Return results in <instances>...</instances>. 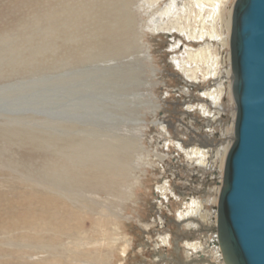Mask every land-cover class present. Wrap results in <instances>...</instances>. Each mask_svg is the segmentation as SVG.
Wrapping results in <instances>:
<instances>
[{"label":"rangeland","instance_id":"obj_1","mask_svg":"<svg viewBox=\"0 0 264 264\" xmlns=\"http://www.w3.org/2000/svg\"><path fill=\"white\" fill-rule=\"evenodd\" d=\"M166 1L160 3L161 8ZM114 2L0 0V264H155L151 261L164 253V264H171L173 262L168 259L174 256L171 241L180 238L173 234L176 231L173 224H166L170 230L163 226L175 214L182 220L180 225L195 224L196 230L204 229L202 231L212 237L211 229L199 224L205 223L206 217L203 216L204 220L202 216L191 215L183 220L178 215L182 203H189L191 199L195 204L202 202L203 210H209V214L216 212L217 219L219 195L213 204L210 199L215 195L211 189L214 186L221 189L223 176L216 178L217 167L213 172L195 169L187 161L185 152L177 154L175 143L181 142L184 149L214 151L221 146L229 149L232 145L236 106L231 92L230 24L225 32L228 59L223 64L228 67L229 76L220 79L221 85L217 77L200 74V81L188 85L172 63L171 45H181L176 50L181 53L184 47L189 45L197 49L203 42L184 41L176 29L170 32L155 30L152 23L155 11L145 0H131L134 4H131L129 16L135 18L137 26L133 24L132 31H137L134 34L138 40L131 32L128 38L140 42L138 54L146 58L142 62L158 70L159 83L150 90L160 103L154 111L155 116L152 114L159 123L155 125L152 116L147 114L146 138L140 139L135 151L124 156L131 159L133 168L122 173L124 177H116L110 188L103 187L107 194L99 190L102 193L95 196L90 193L94 190V182L86 181L81 172L84 163L89 165L88 158L96 156L90 155L87 160L85 150L91 147L90 140L94 143L104 140L105 146L109 142L113 149L116 141L111 143V135L116 129L109 126L117 121L121 129L119 120L127 113L125 99L131 91L128 90L129 79L124 75L127 66L114 59L116 52L112 49L98 47L93 37V30L100 26L105 29H98L96 36H102L104 31L106 36H115V31L109 28L115 25ZM234 2L227 1L225 16L230 13L231 18ZM156 14L155 18L161 21ZM141 70L143 74L149 72L145 66ZM137 74L144 77L135 73L134 81ZM134 81L131 88L138 90L139 85ZM215 82L218 87L225 84L221 99L225 113L222 111L218 118L208 121L217 107L214 109L215 103L202 94L206 87L214 88ZM199 105H205L204 109L210 110L208 114ZM188 125L195 131L193 135L190 133L191 142L185 141L190 135L186 131H191ZM161 128L168 137L158 142V138L152 136L161 134ZM208 130L209 145L194 141L196 138L202 140ZM162 146L169 147L163 150ZM82 159L84 165L80 163ZM178 162L194 170L179 168ZM94 163L92 161L93 168L96 167ZM198 174L207 176L204 195L190 199L178 197L174 192L175 183L188 177L201 186ZM162 194L167 196L158 204ZM167 236L169 243H161L160 240ZM191 243L203 245L199 236L193 237ZM181 253L182 261L188 263L190 257L187 259L184 251ZM206 254L201 252V255ZM212 258L206 257L209 262ZM192 262L198 261L189 264ZM209 262L207 264H213Z\"/></svg>","mask_w":264,"mask_h":264},{"label":"bare ground","instance_id":"obj_2","mask_svg":"<svg viewBox=\"0 0 264 264\" xmlns=\"http://www.w3.org/2000/svg\"><path fill=\"white\" fill-rule=\"evenodd\" d=\"M114 1H115L114 2L115 25H113L114 24L113 23V24L109 25V28L111 31H113V30L115 31V36H112V38H111V36H106L103 34L105 31L101 33L102 36H96L98 29H105L102 26H100V27H98V29L93 30V34H94L93 37L96 39L97 45H99L98 47L112 49V52H114V53L116 52V54H115L116 58H114V59H116L117 61H120L121 63H124L127 66V68H125L127 70H126V73L124 75H126V77L129 79L128 80L129 81L128 87H130V88H128V90L130 89L131 91L128 93V96H127L128 99H125L127 102V106H128L127 111H126L127 113L125 116H123L119 120V122L121 123L120 124L121 129H120V127L119 128L117 127V125H116L117 121H115V123L112 122L113 124H110V126H109L112 129H116L115 132L112 130L114 133L111 135V139H112L111 143L116 141V143H114L113 149H111V146L108 145L109 142H108L107 146H105L106 141H104V140L98 141L97 140L98 138H97L96 139L97 141H95V143L92 140H90L89 142H91V147L85 150V151H87L86 159L90 155L96 156L97 158L96 157L88 158V159H90L88 166H86L87 162L84 163V159H82L80 161V163L82 162V165L85 164L83 166L84 170H83V172H81V175L84 177V179L86 181H89L92 183L94 182V186H93L94 190L90 193L95 195V196L102 193L99 190H103V192L107 191V189L103 188V187L110 188V185L113 184V182L116 180V177L118 178V176H121L122 173L125 174L127 169H129L131 171V169L133 168V165L131 164V159L125 158L124 156H125V154H129L133 150L135 151V145H138V144L140 145V143H141L140 139L146 138L144 136L145 135L147 136V134H148V132H147L148 127L145 126L144 124L148 123V122H145L146 120H149L147 117L148 116L147 114L149 113V115L152 116L151 121L154 120L152 122H154L155 125H156V123L157 124L159 123L158 120L153 119V115L155 114V112H154L155 109L159 106L160 103L156 102L157 97L154 96V94H153L154 92L152 91V89L150 90V88L157 86V84L159 83V77L156 76L158 70L155 69L153 66H149V65L145 64L144 62H142L146 58H143L144 55L138 54L139 48L141 47L138 44L140 42L139 41L133 42L132 40H130L128 38V36H130V32H131L132 33L131 35L132 36L136 35V37H137L136 39L138 40L137 34H134L136 30L132 31L133 30L132 29L133 24L136 25V21L134 20L135 18L133 16L132 17L129 16L132 14L131 8L133 7V5L131 6V4H134V3L131 2V0H114ZM162 1L163 0H145V3L148 4V6L150 8L153 9L152 11L153 12L155 11L154 17H152L153 18L152 23L154 25V29L157 31L166 30L168 32L172 31L173 29H176L179 31L178 33L180 34V39H182V40L184 39V41H188V42L201 41L200 43L203 42V44L200 45V47L197 49H193L187 43L188 46L184 47V51H182L181 53H178V51H176L177 46H181V45H177L175 43L173 45H171L172 51H174V55L172 57V60H173L172 63L177 68L178 73H180V78L183 80V82L185 84H188V85L189 84L193 85V83L200 81L199 78L201 75H203L204 77H209V78L212 77L213 79L218 78V80H219L218 82H220V79L223 77L227 78L229 76V70H228V67H226V65H223L224 63H227V59H228V53L225 50V46L227 44V34L225 32L229 29V24H230V33H231L230 19L232 22V16L230 18V13H229V15L225 16V14H226V12H225L226 6L225 5H226L228 0H188V1L187 0H184V1L183 0H167L166 3L164 4L163 8H161L160 3ZM230 7H231V5H230ZM233 7H234V4H233ZM113 13H114V11H113ZM156 13H158L159 16L161 17L160 18L161 21H159V19L157 20L155 18ZM232 13H233V8H232ZM232 13H231V15H232ZM105 17H108V16H105ZM93 19H94V17H93ZM82 23H85V22H82ZM123 25H124V27H123ZM101 31H103V30H101ZM168 32H167V34H168ZM139 37H140V35H139ZM229 44H230V34H229ZM230 55H231V51H230ZM144 66L147 67V70H149V72H150V73L148 72L149 74L148 73L143 74V71L141 69ZM231 70H232V66H231ZM135 73H140L141 75H144V77L142 78L140 75L137 74L138 76L135 78L136 80L134 81ZM232 74H233V71H232ZM215 77H217V78H215ZM209 80H211V79H209ZM233 80H234V74H233L232 83H233ZM133 81L138 83V85H139L138 90L135 89V87H134V90H137L136 92L133 90V88H131ZM96 82H97V79H96ZM218 82L213 83L214 88H212V89H210V88L207 89L208 87L203 89L202 96L206 97L208 99V101H210L211 103L212 102L215 103L213 105L214 109H216L215 107H217V111H215V112L213 111V113H212V115H213L212 119L210 118V119H208V121L209 120L213 121L214 120L213 118H218L220 113H222V111H223V108H222L223 104L221 103V99L224 95L223 90H224L225 84L223 83L224 84L223 87H218V84H217ZM221 85H222V83H221ZM215 86H217V89ZM125 87H127V86H125ZM231 88H232V84H231ZM162 90H164V89H162ZM232 96H233V93H232ZM203 97L201 98V101H202ZM233 100H234V97H233ZM234 102H235V100H234ZM205 105H203V106L199 105V106H200L202 111H204V112L207 111L206 114H208V112L210 110L208 111L206 108L204 109V107H206ZM235 106H236V104H235ZM219 107H221V108H219ZM223 107H225V106H223ZM218 109H220V110H218ZM103 110H104V108H103ZM211 112H212V108H211ZM231 117L234 118L233 113H232ZM231 117H229V118H231ZM231 121H232V119H231ZM235 121H236V113H235L234 126H235ZM109 122H111V120ZM118 126H119V124H118ZM180 128H179V130H180ZM160 130L161 131H159V132L161 134H159V135L156 134V135L152 136V138H158V140H157L158 142L159 141L160 142L165 141V139L167 140L168 135L164 131V128H161ZM80 131H81V129H80ZM116 131H120V132H118L120 134H117ZM183 133H184V130H183ZM233 133H234V130H233ZM118 142L120 144H118ZM179 143H175L176 148H177V154L180 152L181 153L185 152L186 153L185 155L187 157V161L192 166H194L195 169H198V170L203 169L204 171H210V172L212 171L213 172V170L217 167L218 176L216 178H218V177L221 178L223 176L222 175L223 174V171H222L223 170V164H224L223 162H224V157L226 159L225 154H226V152H228L227 151L228 146H221L217 150L212 151V149L211 150L210 149L209 150H206V149L200 150L197 148H195V149H190V148L184 149L182 143L181 142H179ZM81 147H83L82 143H81ZM167 147H169V146H167ZM167 147L162 146L160 148L163 149V148H167ZM85 148H87V147H85ZM193 148H194V146H193ZM109 149H111V150L109 152H107ZM163 150H165V149H163ZM155 154H158V153L156 152ZM101 155H103V158L101 157ZM161 157H163V156H161ZM91 160L95 162L94 163L96 166L95 168H93ZM217 163H218V165H217ZM160 164H161V162H160ZM85 168H88V169L85 170ZM132 176H130V177H132ZM80 178H81V176H80ZM116 186H117V184H116ZM123 186H125V184ZM128 186H130V185L128 184ZM112 187H113V185H112ZM95 188H97V189L95 190ZM164 189L165 188L163 187V190ZM219 189H220V186H214L211 189L215 195L214 198L210 199V201L213 200L212 201L213 204L217 201V196L218 195L220 196L222 186H221L220 192H219ZM113 196H114V194H113ZM120 196H121V194L119 195V197ZM166 196H167L166 194H162L161 197H159L160 202L158 204H162L163 203V201H162L163 197H166ZM219 196H218L217 210H216L217 211V219H215L216 212H211V214H209L208 213L209 210H203L204 206L201 204L202 202L198 201L199 204L198 203L195 204V201L190 199L189 203H182L183 204L181 206L182 209L179 210L178 216L181 215V217L183 219H187L186 216H191V215L196 216V217H201V216L203 217L204 216V217H206V222L205 223L200 222L199 223L200 227H201V225L204 226V224H206L207 225L206 227L208 228V225H209L210 226L209 230L211 229L213 232L212 231L209 232L210 235L212 236V238H209L208 235H206V234L204 236H203V234L201 235L202 238L201 237L200 238L203 241V245L192 244L191 241L189 242L188 240H185V239H184V241H183V239L171 241V243L173 244V248H174V255L176 254L179 257V254H182L181 251L182 252L184 251L185 257L188 259L193 254L195 255V254L199 253L198 255H201L200 254L201 252L204 254H206L205 252H208V254H206V255L208 257H211V258L213 257L212 258L213 260L214 259L218 260L221 262V264H230L229 260H227V258L223 255V252L221 251L219 244L216 241V237H215V232L217 233V231H218L217 227H218ZM87 197L91 198V196H87ZM91 199H93V198H91ZM194 204H195V206L193 207ZM93 209H94V207H93ZM157 210H156V215L158 212ZM184 215H186V216H184ZM204 217H203V219H204ZM207 217H210V218L207 220ZM200 220L201 219H199V221ZM152 222H153V220H152ZM155 222L157 223V221H155ZM158 224H159V222H158ZM187 226H188L187 228L191 231L194 228L196 229V227H197L195 224H187ZM214 226H216V227L214 228ZM195 231H197V230H195ZM169 238L170 237L162 239V240H160V242L162 241L161 243H164V244L167 242L169 243ZM210 241H212V242H210ZM193 243H195V242H193ZM203 258H204L203 261L207 260L206 256H204V255H203ZM164 260H166V258ZM176 262H173V263L176 264ZM173 263H171V264H173ZM195 264H200V263H195Z\"/></svg>","mask_w":264,"mask_h":264},{"label":"water","instance_id":"obj_3","mask_svg":"<svg viewBox=\"0 0 264 264\" xmlns=\"http://www.w3.org/2000/svg\"><path fill=\"white\" fill-rule=\"evenodd\" d=\"M230 51L236 121L215 237L230 264H264V0H235Z\"/></svg>","mask_w":264,"mask_h":264},{"label":"flooded vegetation","instance_id":"obj_4","mask_svg":"<svg viewBox=\"0 0 264 264\" xmlns=\"http://www.w3.org/2000/svg\"><path fill=\"white\" fill-rule=\"evenodd\" d=\"M205 122H206V120H205ZM186 127L191 130V131H186L188 133V135L190 133H192V135H193L195 131L191 128V126L188 125ZM192 135L190 134L189 135V138H187L188 140H185V141L186 142H188V141L191 142V136ZM208 135H210L209 131H207V133L204 135L205 137L202 140L196 138L194 141L195 142L198 141L203 146H205L207 144L209 145L210 140H211L210 139L211 136L208 137ZM182 141H184V140L182 139ZM212 151H214V150H212ZM177 166L179 168H187L191 172L193 171L192 169H190L189 166L187 167V164L186 163L178 162ZM167 175H169V173ZM190 175H193V174H190ZM198 177H199V183L202 184L201 186L195 184L197 180H194V179H191V178L186 177V178H184V181L181 179L177 183H175L174 192L177 195H179L178 197H180L182 195L181 197H184L185 199H190L192 197H197V195H199V194L201 196H203L204 193H205L204 187H205V184L207 183V179H206L207 176L205 178V175L204 174H202L201 176H200V174H198ZM183 220H186V219H183ZM181 221H182L181 219L180 220L177 219V216L175 214L173 217L169 218V220H166L167 223L165 222V226H163V227L170 230V228H167V225L166 224H173L175 226V230H176L173 234L177 235V237H179L180 239H186V240H189V241H191V239L193 237L197 238L198 236H199V240H200L202 238L201 237V234H205L202 231L204 229H202V230L199 229V228L197 229V231L199 230V231H202L203 233L202 232L199 233V232L195 231L196 230L195 228L192 231L189 230L187 227H184L185 226L184 224H181V225L179 224V222H181ZM196 224H197V222H196ZM204 226H207V225L204 224ZM163 227L161 229H164ZM209 228H210V226L208 225V228L207 229H209ZM210 231H212V230H210ZM215 234H216V232H215ZM210 242H212V241H210ZM165 256H166V253H164L163 255H158V257L155 258V259H153V261H151V262H155V264H156V263H159L160 261H162V263L164 264L163 260L165 259ZM191 258H193V260L194 259H197V261H199V260L200 261H203V259H204L203 258V255H198V254H195V255L193 254L191 256ZM170 259H171L172 262H176L177 261L176 264L177 263L178 264H189L190 263V261L188 263H185L184 261H182V258L180 256L178 257L176 254L172 258L170 257L169 260ZM193 260L191 259V261H193ZM209 260H206V264H207V262H209ZM210 262H212L213 264H221L220 261L215 260V259L213 261H210ZM191 264H195V263L192 262Z\"/></svg>","mask_w":264,"mask_h":264},{"label":"crops","instance_id":"obj_5","mask_svg":"<svg viewBox=\"0 0 264 264\" xmlns=\"http://www.w3.org/2000/svg\"><path fill=\"white\" fill-rule=\"evenodd\" d=\"M204 256H206V255H204ZM207 257V256H206ZM191 259L193 260V258H191V256H190V259H189V261H191ZM194 261H197V259H194ZM203 262H205V261H203ZM202 261H198V262H196V263H202V264H204Z\"/></svg>","mask_w":264,"mask_h":264}]
</instances>
